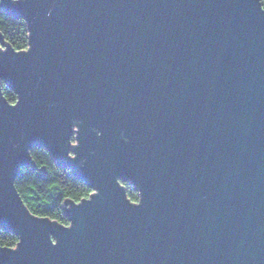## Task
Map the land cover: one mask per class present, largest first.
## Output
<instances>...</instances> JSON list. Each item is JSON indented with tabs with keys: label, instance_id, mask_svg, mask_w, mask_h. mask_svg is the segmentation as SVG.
Segmentation results:
<instances>
[{
	"label": "water",
	"instance_id": "1",
	"mask_svg": "<svg viewBox=\"0 0 264 264\" xmlns=\"http://www.w3.org/2000/svg\"><path fill=\"white\" fill-rule=\"evenodd\" d=\"M0 6L30 42L0 31V229L19 238L0 264H264L261 0ZM33 146L93 188L70 225L15 186Z\"/></svg>",
	"mask_w": 264,
	"mask_h": 264
},
{
	"label": "trees",
	"instance_id": "2",
	"mask_svg": "<svg viewBox=\"0 0 264 264\" xmlns=\"http://www.w3.org/2000/svg\"><path fill=\"white\" fill-rule=\"evenodd\" d=\"M264 7V0H261ZM0 31L5 42L17 50L29 47V30L24 18L16 16L0 6ZM2 46H5L2 44ZM2 89L9 102H16L17 93L2 81ZM33 166H21L15 186L24 203L35 214L70 225L71 220L65 213L69 200L76 202L89 196L93 188L78 177L72 168L59 162L44 146L30 149ZM126 195L132 202L140 200V194L129 181H121ZM18 235L10 230L0 229V245L14 247Z\"/></svg>",
	"mask_w": 264,
	"mask_h": 264
},
{
	"label": "built area",
	"instance_id": "3",
	"mask_svg": "<svg viewBox=\"0 0 264 264\" xmlns=\"http://www.w3.org/2000/svg\"><path fill=\"white\" fill-rule=\"evenodd\" d=\"M72 142H75V140L73 139Z\"/></svg>",
	"mask_w": 264,
	"mask_h": 264
}]
</instances>
